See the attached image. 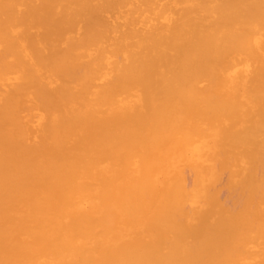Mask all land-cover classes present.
<instances>
[{
  "label": "bare ground",
  "instance_id": "6f19581e",
  "mask_svg": "<svg viewBox=\"0 0 264 264\" xmlns=\"http://www.w3.org/2000/svg\"><path fill=\"white\" fill-rule=\"evenodd\" d=\"M0 264H264V0H0Z\"/></svg>",
  "mask_w": 264,
  "mask_h": 264
}]
</instances>
